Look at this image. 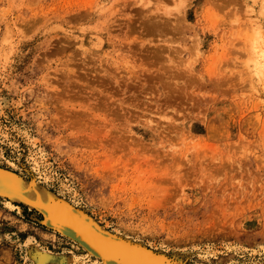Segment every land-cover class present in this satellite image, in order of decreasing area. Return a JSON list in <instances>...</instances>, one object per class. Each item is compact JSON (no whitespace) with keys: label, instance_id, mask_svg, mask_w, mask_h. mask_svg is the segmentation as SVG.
I'll list each match as a JSON object with an SVG mask.
<instances>
[{"label":"rangeland","instance_id":"rangeland-1","mask_svg":"<svg viewBox=\"0 0 264 264\" xmlns=\"http://www.w3.org/2000/svg\"><path fill=\"white\" fill-rule=\"evenodd\" d=\"M0 170L133 264H264V0H0ZM50 216L0 193V264H107Z\"/></svg>","mask_w":264,"mask_h":264},{"label":"bare ground","instance_id":"bare-ground-1","mask_svg":"<svg viewBox=\"0 0 264 264\" xmlns=\"http://www.w3.org/2000/svg\"><path fill=\"white\" fill-rule=\"evenodd\" d=\"M0 193L21 202L39 205L56 220V222L52 221L54 224L86 240L92 251L101 255L107 264H112L114 261L133 264L134 260L143 258L141 252L129 249L122 244H116L109 236H103L104 234L97 232L88 220L68 209L66 205L56 202L53 194L40 188L37 184L24 182L14 175L0 170Z\"/></svg>","mask_w":264,"mask_h":264},{"label":"snow or ice","instance_id":"snow-or-ice-1","mask_svg":"<svg viewBox=\"0 0 264 264\" xmlns=\"http://www.w3.org/2000/svg\"><path fill=\"white\" fill-rule=\"evenodd\" d=\"M146 7H147V5H146ZM181 7H182V5H181Z\"/></svg>","mask_w":264,"mask_h":264}]
</instances>
